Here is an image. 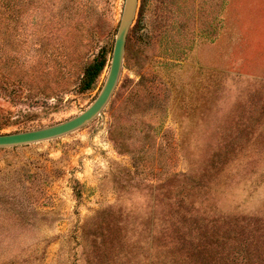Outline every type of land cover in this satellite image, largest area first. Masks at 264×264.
I'll return each instance as SVG.
<instances>
[{
  "label": "rangeland",
  "instance_id": "374dc122",
  "mask_svg": "<svg viewBox=\"0 0 264 264\" xmlns=\"http://www.w3.org/2000/svg\"><path fill=\"white\" fill-rule=\"evenodd\" d=\"M15 1L12 21L0 13V133L66 121L94 101L108 67L80 93L83 67L112 51L125 2L80 0L58 24ZM140 5L102 112L0 149V264H167L160 234L177 201L237 218L264 253V0ZM48 66L46 104L10 103L4 80Z\"/></svg>",
  "mask_w": 264,
  "mask_h": 264
},
{
  "label": "trees",
  "instance_id": "16d2710c",
  "mask_svg": "<svg viewBox=\"0 0 264 264\" xmlns=\"http://www.w3.org/2000/svg\"><path fill=\"white\" fill-rule=\"evenodd\" d=\"M27 3L32 4L33 11L40 15L47 14L51 21L55 19L58 24L64 19L70 20L71 14L83 6L80 0H29ZM144 3L145 0H141L140 8H143ZM21 4L22 1L0 0V13L7 14V20L12 21L15 13L21 10ZM61 46L67 50L66 44ZM110 56L111 49L101 47L95 59L83 67L78 92L94 88L98 78L109 66ZM15 61L10 59V63ZM50 70V66L43 72L32 67L30 71H20L21 76L17 77V81L4 80L5 85L12 87H4L6 98L12 104L20 102L18 104L27 108L46 104V92L49 93L51 88L48 81H41L39 76H47L46 72ZM8 74L11 75V72ZM5 126L0 125V131ZM179 202L169 207L160 234L162 251L166 259L170 260L167 264H264V253L256 248L257 243L250 230L237 227V218L198 215L183 209Z\"/></svg>",
  "mask_w": 264,
  "mask_h": 264
},
{
  "label": "water",
  "instance_id": "95a60500",
  "mask_svg": "<svg viewBox=\"0 0 264 264\" xmlns=\"http://www.w3.org/2000/svg\"><path fill=\"white\" fill-rule=\"evenodd\" d=\"M138 5L139 0H125L124 2L111 51L107 76L94 101L80 114L66 121L35 130L0 133V149L43 142L72 133L102 112L118 83L124 61L127 35L135 18Z\"/></svg>",
  "mask_w": 264,
  "mask_h": 264
}]
</instances>
